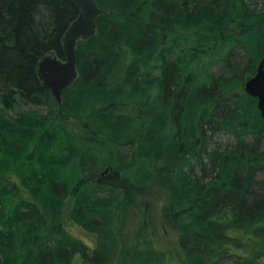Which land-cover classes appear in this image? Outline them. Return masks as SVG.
I'll return each instance as SVG.
<instances>
[{
	"label": "trees",
	"instance_id": "16d2710c",
	"mask_svg": "<svg viewBox=\"0 0 264 264\" xmlns=\"http://www.w3.org/2000/svg\"><path fill=\"white\" fill-rule=\"evenodd\" d=\"M97 1L108 12L79 41V75L60 105L38 63L51 51L64 58L62 37L78 8L0 0L5 263L264 264V119L256 97L229 94L264 56V0ZM220 132L235 140L214 146ZM110 143L128 147L130 158L117 160ZM167 158L178 260L146 237V225L132 249L120 234L126 194L152 186ZM69 199L92 244L66 229Z\"/></svg>",
	"mask_w": 264,
	"mask_h": 264
},
{
	"label": "rangeland",
	"instance_id": "374dc122",
	"mask_svg": "<svg viewBox=\"0 0 264 264\" xmlns=\"http://www.w3.org/2000/svg\"><path fill=\"white\" fill-rule=\"evenodd\" d=\"M235 52L239 53L238 47L235 48ZM215 69H217V67ZM244 92L245 84L238 86L234 90L230 91L229 94L230 96H241ZM36 108L37 107L34 106V109ZM21 110H23V106H16L11 113L17 116L20 112H22ZM71 121L76 125V129H81L80 131H83V133L85 132L82 130L79 122H76L75 120ZM234 140L233 136H230L229 133L225 132H220L213 138V141L215 142L214 146L223 143H230ZM110 145L114 150L115 158L117 160L126 161L130 158L131 151L128 147H114L112 143H110ZM171 163L168 162V158L158 163L157 177L152 186L140 192L137 191L126 194L125 199H127V201L125 200V205L120 210L122 214V219L120 220V234L123 238V241L121 242L124 249H132L139 245V237L142 236L141 228L143 225H146V229H144L146 237L152 238V243H154L158 248L165 250L172 259H180V252L177 246V239L180 231L169 218V202L173 193V175L170 171ZM113 167L115 166H105L101 172H99L100 177L107 178L110 172H112L111 170ZM72 210L73 200L69 199L65 204V213L63 218L66 229L74 236L80 237L92 244L94 241V234L85 231L81 225L73 220L71 216ZM119 263L126 264L123 258L120 259ZM223 264H233V262L230 259L225 261Z\"/></svg>",
	"mask_w": 264,
	"mask_h": 264
},
{
	"label": "water",
	"instance_id": "95a60500",
	"mask_svg": "<svg viewBox=\"0 0 264 264\" xmlns=\"http://www.w3.org/2000/svg\"><path fill=\"white\" fill-rule=\"evenodd\" d=\"M71 2L78 8V15L62 37L64 58L51 51L38 63V73L43 85L52 92L60 105L64 89L79 75L77 54L79 41L95 35L99 17L108 12L97 0H71ZM245 91L257 98V106L264 119V56L258 64L256 73L246 81ZM0 264H6L1 252Z\"/></svg>",
	"mask_w": 264,
	"mask_h": 264
},
{
	"label": "bare ground",
	"instance_id": "6f19581e",
	"mask_svg": "<svg viewBox=\"0 0 264 264\" xmlns=\"http://www.w3.org/2000/svg\"><path fill=\"white\" fill-rule=\"evenodd\" d=\"M29 188V187H28ZM31 189V188H30ZM32 191V190H31ZM149 228V227H148ZM150 229V228H149ZM148 232V231H147Z\"/></svg>",
	"mask_w": 264,
	"mask_h": 264
}]
</instances>
